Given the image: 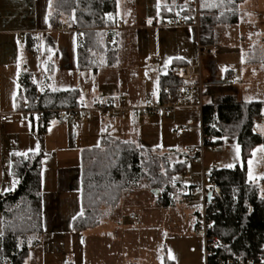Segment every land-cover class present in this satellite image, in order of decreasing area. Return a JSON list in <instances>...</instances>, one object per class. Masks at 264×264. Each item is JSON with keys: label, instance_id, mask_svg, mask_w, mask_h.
Here are the masks:
<instances>
[{"label": "trees", "instance_id": "1", "mask_svg": "<svg viewBox=\"0 0 264 264\" xmlns=\"http://www.w3.org/2000/svg\"><path fill=\"white\" fill-rule=\"evenodd\" d=\"M243 1L199 0V42L215 43L217 25L236 24L239 21L238 7ZM51 9L53 13L67 17L78 29L75 45L78 69L97 71L104 63H113L119 48V33L109 31L111 42H107L105 32L99 28L112 27L117 23V0H51ZM157 16L181 17L189 25L195 21L194 8L190 5L182 7L179 12L162 5ZM40 42L38 36L28 34L24 48L38 50ZM54 48L53 40L49 36L45 38L43 54L51 55ZM181 65L185 64L172 60L167 73L158 79L157 95L164 97V87L175 89L181 83L171 75L172 69ZM47 68L50 73L53 71L51 60L47 61ZM84 95L78 88L40 89L30 71L24 69L18 74L16 108L22 102L32 107L36 99L38 107L45 111L71 107ZM259 117H264V101L238 99L235 88L230 85L204 87V103L200 112L203 132L217 137V145L222 144L225 138L233 139L240 148L242 160L241 166H213L209 170L216 183V193L209 197L206 206L211 226L208 235L216 238L208 255L209 262H215L218 257L237 262L257 256L264 258V195L258 184L248 178L246 168L252 150L257 146L264 150V133L254 129L255 120ZM188 153H178L176 159H171L170 152L150 150L134 141H123L105 130L97 145L80 151L81 211L71 220V230L81 233L96 227L105 210L116 209L124 195L136 189H156L162 206L173 205L177 185L172 186L169 182L184 171ZM42 156L41 152L10 154L9 172L17 185L11 191L0 193V264H5V257L9 264H24L30 247L37 244L43 231ZM195 214L194 226L197 210Z\"/></svg>", "mask_w": 264, "mask_h": 264}, {"label": "rangeland", "instance_id": "2", "mask_svg": "<svg viewBox=\"0 0 264 264\" xmlns=\"http://www.w3.org/2000/svg\"><path fill=\"white\" fill-rule=\"evenodd\" d=\"M189 1L182 0L181 3ZM193 4L196 5L197 0H193ZM156 6L157 0H117V12L123 24L120 31L117 30L119 32L118 52L111 65L104 63L97 71L77 68L75 59L77 32L75 30H58L45 35L41 39L38 50L43 49L45 38L50 36L55 45L53 53L48 56L53 63V71L50 73L47 70L45 62L47 57H44L40 65L36 63L30 67L34 72L33 81L39 88L52 90L78 88L84 94H102L109 100L118 97L127 103L141 100L145 91L155 94L158 79L160 75L167 73L173 60L172 57L178 56L184 47L194 53L198 41L197 32L195 33L190 26L183 27V29L178 28L187 31L191 41L189 45L186 40L183 44V40L180 42L174 35L173 32L177 28L155 29L151 27L149 20L154 16ZM192 7L194 8V6ZM232 26L233 31L237 33L235 39L239 38L242 44H251L254 39L257 40L261 36L260 42L261 45H264V0H245L240 3L239 22ZM220 28L225 27L220 26ZM217 40L224 42L221 36L217 37ZM238 42L237 44H239ZM231 50L233 51V49ZM150 57L156 59V65H151L148 62ZM241 57V49L240 51L236 49V52L232 54L201 55L199 63L203 83L230 85L236 89L235 95L238 99L264 101V62L242 63ZM228 68L233 70L236 78L234 82H228L224 76ZM238 68L244 70V73H241ZM199 121V111L187 108L177 110L166 118L148 117L147 120L141 119L138 123H130L127 119L118 118L110 123V130L115 137L134 140L150 150L158 148L168 150L173 146H178L175 148L182 152L185 148H190L192 144L197 146L198 132L194 130V127L199 125ZM181 126H187L189 129L180 133L179 128ZM260 126L261 124H256V128L259 130ZM172 159H176V155H173ZM188 161L184 171L173 178H176V181L182 178L186 184L195 182L198 185L201 161ZM209 164L227 168L235 165L241 166L239 146L233 139L225 138L222 144L215 148L206 147L204 149L206 172ZM246 168L248 178L258 183L261 189H264L260 184L264 180V150L260 146L252 150L246 161ZM11 179L16 181L15 178ZM135 195L129 194L128 197H133L132 205L137 207L140 203L135 200ZM176 203L172 209L185 211L191 208L181 202ZM48 204L45 202L46 207ZM50 213L48 210L45 211L47 228L51 225ZM130 215L139 219L138 209H129L124 213L122 223L126 229L124 234L115 228V220L108 223L111 232L106 241L112 262H121L122 260L126 263L137 261L139 264H147L149 261L153 264H162L163 256L167 255L168 259L175 260L177 264H180L187 258L190 259L191 256L196 258L203 251L200 234H191L194 219L187 216L186 213L177 216L178 226L175 230L167 229L160 224L153 226L150 223L146 225L130 222L128 221ZM115 223L118 225V221ZM99 229L101 227L97 228V231ZM92 232L76 233L75 236L72 234L75 241L66 242L65 250L61 248L56 257L64 258L71 264L91 263L89 235ZM185 245L188 247L186 249L188 257L184 254Z\"/></svg>", "mask_w": 264, "mask_h": 264}, {"label": "crops", "instance_id": "3", "mask_svg": "<svg viewBox=\"0 0 264 264\" xmlns=\"http://www.w3.org/2000/svg\"><path fill=\"white\" fill-rule=\"evenodd\" d=\"M181 2L182 0H157L156 12L153 15L157 16L158 8L162 5L173 8L177 12L181 10L182 5L183 7L186 5L193 6V0H190L187 3ZM52 15L51 0H0V112H11L17 107L18 74L20 71L24 69L28 70L34 77V72L30 67L33 64L36 65V63L37 65H40V62H42L44 57H47L45 60L47 67V61L49 58L47 55L43 54V49L26 50L24 48V42L26 35L28 34L34 37L38 36L42 39L45 35L52 32ZM117 17L118 20L122 22L118 12ZM232 25L234 24H220L215 28V43L220 47L222 46V49L224 50L222 53L218 54H232L236 52V49H239V51L241 49L242 63L264 62V45H261V36L258 37L257 40L254 39V42H251V44H242L239 38L235 39L237 33L233 31ZM220 26L225 28H220ZM173 28H177L173 33L179 41L181 42V40H183L182 43L185 44L186 40L189 45V42L191 41L188 37L187 31L182 30L183 27ZM218 35L223 38L222 41L224 42H219L217 40V37H219ZM237 42L239 44H237ZM196 55V49L194 53H191L184 47L178 56H174L172 59L182 61L184 64H195L197 62ZM239 69L241 73H244V70L238 68V70ZM230 75L234 77V80L232 81L234 82L236 78L232 68L226 69L224 73L225 78ZM207 85H209V83H205V86ZM157 94V88L155 94L145 91L141 100L128 103L133 106H139L143 104L149 96ZM94 95L95 94L88 95L85 93V96L89 99ZM119 99L122 100L118 97L113 100ZM148 117L150 116L132 114L124 119H127L130 123H138L139 120H147ZM114 121H116V119L102 123L96 114L91 113L86 119L77 124L71 122V120H67L63 123H50L43 131L41 142L36 139L33 131V124L30 119H22L17 115H13L6 126L3 129H0V193L11 191L17 185V182L11 179L13 177L9 172V157L12 152L21 154L28 152L43 153L41 158L43 231L38 237L37 244L30 247L29 255L24 264H71L70 262L65 261L64 258L56 257V255L61 248L65 250L66 242L72 243L75 241L73 235L76 234V232L71 230L70 224L73 217L81 211L79 201L80 151L85 147L97 145L101 134L105 130L108 129L111 133L110 123ZM259 128L260 130L257 129L258 131L264 132V122L261 123ZM188 129L189 128L187 127V130ZM194 130L198 132V138L196 141V143H198L199 125H196ZM121 140L134 141L130 139ZM94 143L97 144L94 145ZM175 147L178 146H173V148H169L168 150H164L165 148H158L156 150H159L160 152H170V155L172 154V159L173 155L183 152L187 154L190 149L196 148L192 144L190 145V148H185V150L181 152ZM213 166V164H209L207 172H209L210 168ZM202 169L205 171L204 152ZM169 183L172 186L177 185L175 198L176 202L181 203H183L182 197L187 188L197 186L195 182L186 184L182 178L177 181L176 178H172ZM130 194H136L134 197L135 200L140 203L139 206L136 207L135 205H132L133 197L130 198L128 197L129 194H126L124 197H127L121 199L120 205L116 209L104 211V217L96 227L81 232L85 233L93 231L91 235H89L91 241L89 250L92 256V262L88 264H128L130 262H135L130 261L126 263L122 262V260L121 262H112V258L109 256L107 250L108 244L106 238L111 232L109 231L111 229L108 228V223L111 220H115V228L119 230L121 234H124L126 232L125 226L122 224L124 221V213L129 209H138L139 211V219L130 215L128 218V221L130 222H134L131 220V218H133L138 220L135 221L137 223L146 225L150 223L153 226L160 224L163 225V227H166L167 229L171 228L172 230H175L178 226L177 216L186 213L187 216L194 219L191 234L195 235L197 233L194 230V224L196 222L195 212L198 210L197 197H194L189 204L183 203L189 205L191 207L189 208L190 210L180 211L172 209V207H175L176 202L168 207L162 206L159 202L160 196L154 190L138 189ZM45 202L49 203L48 207L45 206ZM46 210H48V213L51 212L50 218L48 217L51 222L49 228H47L46 225ZM117 221L118 225L115 223ZM100 227L101 229L97 231V228ZM184 234H186V232H184ZM184 247V254L188 257L186 250L188 247L187 245ZM163 257L162 264H177L175 260L168 259L167 255H164ZM203 261L204 252L202 251L196 258L191 256L190 259L187 258V260H184V262H181L180 264H203ZM136 263L139 264L137 261ZM147 264L153 263L148 261Z\"/></svg>", "mask_w": 264, "mask_h": 264}, {"label": "built area", "instance_id": "4", "mask_svg": "<svg viewBox=\"0 0 264 264\" xmlns=\"http://www.w3.org/2000/svg\"><path fill=\"white\" fill-rule=\"evenodd\" d=\"M195 21L191 25L181 17H166L159 18L154 15L150 18V26L155 29L160 28H173V27H194L198 33V5H194ZM122 22L120 20L112 27L99 28L105 32V40L111 42L110 36L107 34L109 31H117L122 28ZM52 31L58 30H75L78 33V29L69 21L67 17L53 13L52 15ZM79 38L81 34L79 33ZM197 62L195 64H185L177 66L172 69L171 75L180 80L181 83L175 88L170 89L164 87V97L159 95L149 96L143 104L139 106H133L123 100H109L102 94L92 96L90 99L85 95L80 97L77 104L71 107L54 108L49 111H45L38 107L37 99L32 107H28L26 102H22L19 108L14 109L11 112H0V129H3L13 115H17L22 119H30L33 124V131L36 139L42 141V134L44 129L50 123H63L67 120L77 124L80 121L87 118L91 113L96 114L99 117L100 122L106 123L115 119L127 118L132 114L140 116H150L153 118H164L175 111L180 109L193 108L201 112L204 103V87L205 84L202 81L201 67L199 58L201 55L218 54L224 50L217 43L202 44L197 41ZM148 62L151 65L156 64V59L150 57ZM226 80L232 82L233 76H227ZM37 97L39 93L36 94ZM264 122V117H259L255 120L254 129L259 133L256 124ZM187 130L186 126L179 128V132L182 133ZM218 143V138L208 135L203 132L201 124H199V141L196 148H192L188 153V159L191 161H201V172L199 184L195 187H191L186 190L182 197V202L189 204L194 197H197L198 215L197 223L194 226V230L201 235L203 243L204 261L203 264H264V258L257 256L255 259H248L242 262H237L234 259L223 260L222 258H216L215 262H209L208 255L210 249L216 242V238L209 236L208 232L211 230V226L207 220V203L209 197L216 193V183L213 180L209 172H205L202 169L203 152L206 147L215 148ZM258 184V183H257ZM264 187V180L260 182ZM259 186V185H258ZM260 189L262 195H264V189ZM132 221H136L131 218ZM5 264H9V259L4 258ZM128 264H137L136 262H130Z\"/></svg>", "mask_w": 264, "mask_h": 264}, {"label": "water", "instance_id": "5", "mask_svg": "<svg viewBox=\"0 0 264 264\" xmlns=\"http://www.w3.org/2000/svg\"><path fill=\"white\" fill-rule=\"evenodd\" d=\"M154 191H155V192H157V190H156V189H155Z\"/></svg>", "mask_w": 264, "mask_h": 264}]
</instances>
